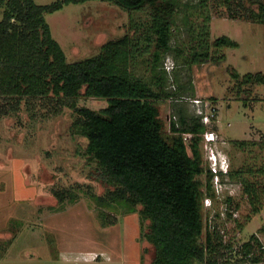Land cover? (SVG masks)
<instances>
[{
  "label": "rangeland",
  "instance_id": "rangeland-1",
  "mask_svg": "<svg viewBox=\"0 0 264 264\" xmlns=\"http://www.w3.org/2000/svg\"><path fill=\"white\" fill-rule=\"evenodd\" d=\"M34 1L50 5L59 0ZM177 3L171 46L183 53L169 54L163 66L167 90L178 94L158 103L159 116L166 134L170 120H178V110L185 116H201L206 127L203 160L205 151H213L223 154L229 164L226 176L211 178L214 198L202 200L204 226L217 230L223 243L230 245L221 251L217 264H250L242 245L253 244L251 235L264 249L260 232L264 225V85H248L237 98V83L230 72L240 77L264 74V25L231 19L218 0ZM151 16L149 8L128 12L108 2L88 1L66 4L46 14L45 20L66 61L72 63L95 56L101 46L125 35L138 39L141 50L142 30ZM205 25L210 44L226 36L237 48L210 47V54L225 59L190 63ZM137 57L138 78L150 81L146 64L150 52ZM6 103L4 99L0 106V264H150L151 248L144 241L147 222L124 204L100 206L89 195L103 196L106 189L89 177L93 166L85 155L84 137L72 127V110L54 111L47 101L36 99L22 101L17 111L3 114ZM105 104L78 100V106L92 110ZM210 134L215 142L205 144V135ZM203 167L209 170L206 160ZM199 179L205 182L206 174ZM250 185L255 195L246 193ZM58 190H70L75 201L58 203L54 195ZM254 207L258 212H253ZM253 252L261 253L256 245ZM262 259L257 264H264Z\"/></svg>",
  "mask_w": 264,
  "mask_h": 264
},
{
  "label": "trees",
  "instance_id": "trees-1",
  "mask_svg": "<svg viewBox=\"0 0 264 264\" xmlns=\"http://www.w3.org/2000/svg\"><path fill=\"white\" fill-rule=\"evenodd\" d=\"M88 1L108 2L128 12L149 8L152 16L142 30L141 50L138 39L125 35L101 46L93 57L68 63L51 36L45 15L66 4ZM218 2L231 19L264 25V0ZM177 5V0H59L50 5L34 0H0V106L6 99L2 113L8 114L17 111L22 101L43 99L54 111L62 107L72 110V127L84 137L85 155L93 166L89 177L106 189L103 196L89 195L100 206L124 204L147 222L144 241L151 248L150 264H217L221 251L230 245L223 243L217 230L204 226L202 200L214 198L212 173L203 167L202 135L206 127L201 116H185L180 109L178 120H170L166 134L159 116L158 103L178 94L177 90H167L163 66L169 54L183 53L171 46ZM197 40L199 49H192L189 57L194 64L225 59L210 54V47L237 48V43L226 36L210 44L206 25ZM149 52L151 59L146 64L151 77L147 81L138 78L134 69L137 54ZM230 77L237 83V98L248 85H264L261 73L240 77L231 71ZM80 98L106 104L92 110L78 106ZM184 134L192 135L188 142ZM204 173L206 180L201 182ZM246 193L255 195L252 185ZM54 195L60 204L74 202L76 197L70 190H58ZM253 212L258 209L254 207ZM260 232L264 234V225ZM250 239L253 244L242 245L243 256L250 264L260 263L264 249L255 236ZM255 245L259 255L253 252ZM147 252L145 248L144 255Z\"/></svg>",
  "mask_w": 264,
  "mask_h": 264
},
{
  "label": "built area",
  "instance_id": "built-area-1",
  "mask_svg": "<svg viewBox=\"0 0 264 264\" xmlns=\"http://www.w3.org/2000/svg\"><path fill=\"white\" fill-rule=\"evenodd\" d=\"M205 119H207V118H205ZM192 137V135H190V134H184L183 135V139L186 141V142H188L189 141V139ZM213 138V134H210L209 136L208 135H205V140H204V143L205 144H207L208 143V141L210 140V139H212ZM206 153H207V151H205ZM205 153V160H206V162L207 163H209V171L214 175V178H219L218 177V172H219V168H218V166L216 165V162H215V157H214V155L211 153V154H209V152L206 154ZM205 160H204V162H205ZM208 160V161H207ZM223 165H224V168H227L228 169V167H229V164L227 163V161H223ZM205 199H207V198H205Z\"/></svg>",
  "mask_w": 264,
  "mask_h": 264
},
{
  "label": "clouds",
  "instance_id": "clouds-1",
  "mask_svg": "<svg viewBox=\"0 0 264 264\" xmlns=\"http://www.w3.org/2000/svg\"><path fill=\"white\" fill-rule=\"evenodd\" d=\"M213 142H215V137H214V136H213L212 139H210V140L208 141L207 144H212ZM211 153L214 155L216 165H217L218 168H219V172H218V174H217L218 177H219V176H226V175L228 174V172H229V167H228V169H227V168H224V165H223V161H224V160L227 161L226 157H225L223 154L219 153V152L209 151V154H211ZM227 163H228V161H227Z\"/></svg>",
  "mask_w": 264,
  "mask_h": 264
},
{
  "label": "flooded vegetation",
  "instance_id": "flooded-vegetation-1",
  "mask_svg": "<svg viewBox=\"0 0 264 264\" xmlns=\"http://www.w3.org/2000/svg\"><path fill=\"white\" fill-rule=\"evenodd\" d=\"M204 154V153H203ZM212 177L214 178V175L212 174Z\"/></svg>",
  "mask_w": 264,
  "mask_h": 264
}]
</instances>
